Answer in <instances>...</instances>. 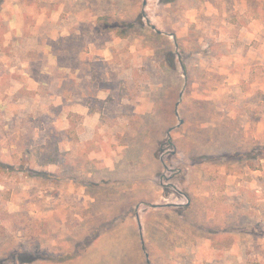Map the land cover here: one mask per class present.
I'll list each match as a JSON object with an SVG mask.
<instances>
[{
	"label": "rangeland",
	"instance_id": "1",
	"mask_svg": "<svg viewBox=\"0 0 264 264\" xmlns=\"http://www.w3.org/2000/svg\"><path fill=\"white\" fill-rule=\"evenodd\" d=\"M0 264H264V0H0Z\"/></svg>",
	"mask_w": 264,
	"mask_h": 264
},
{
	"label": "trees",
	"instance_id": "2",
	"mask_svg": "<svg viewBox=\"0 0 264 264\" xmlns=\"http://www.w3.org/2000/svg\"><path fill=\"white\" fill-rule=\"evenodd\" d=\"M57 151V150H56Z\"/></svg>",
	"mask_w": 264,
	"mask_h": 264
},
{
	"label": "water",
	"instance_id": "3",
	"mask_svg": "<svg viewBox=\"0 0 264 264\" xmlns=\"http://www.w3.org/2000/svg\"><path fill=\"white\" fill-rule=\"evenodd\" d=\"M154 27V26H153Z\"/></svg>",
	"mask_w": 264,
	"mask_h": 264
}]
</instances>
